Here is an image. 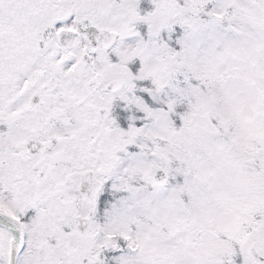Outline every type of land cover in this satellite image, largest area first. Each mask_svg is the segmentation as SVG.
Instances as JSON below:
<instances>
[{
  "label": "snow or ice",
  "instance_id": "obj_1",
  "mask_svg": "<svg viewBox=\"0 0 264 264\" xmlns=\"http://www.w3.org/2000/svg\"><path fill=\"white\" fill-rule=\"evenodd\" d=\"M0 264H264V0H0Z\"/></svg>",
  "mask_w": 264,
  "mask_h": 264
}]
</instances>
